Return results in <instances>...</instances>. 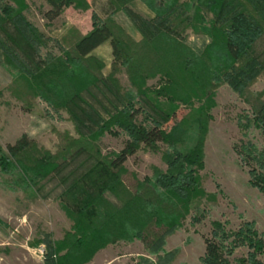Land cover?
Here are the masks:
<instances>
[{"label": "trees", "instance_id": "1", "mask_svg": "<svg viewBox=\"0 0 264 264\" xmlns=\"http://www.w3.org/2000/svg\"><path fill=\"white\" fill-rule=\"evenodd\" d=\"M135 1L109 3L118 12ZM142 1L154 16L147 20L152 28L146 26L136 40L112 15L105 20L94 15L93 28L86 33L53 38L24 15L19 8L24 0H0V49L4 62L15 71L11 92L27 110L40 99L56 112L66 111L77 131L74 135L56 130L54 151L22 134L7 148L0 147L1 171L17 175L24 187L31 188L52 175L62 176L66 163L77 154L90 161L74 181L63 180L56 201L72 225L53 244L48 264H86L109 245L135 240L148 245L153 239L157 243L180 227L204 196L199 170L204 167L218 88L227 83L246 96L264 75V47L258 50L264 38V0ZM47 2L50 9L44 17L50 21L66 7H90L89 0ZM188 29L206 35L209 42L202 49L189 44ZM106 42L113 55L108 76L105 62L94 53ZM123 70L132 89L124 88L117 77ZM157 77L158 84L149 86L148 80ZM105 81L121 106L104 117L79 101L87 105L84 93ZM248 101L264 124V99ZM182 107L188 112L168 127ZM108 134L124 136L121 150L103 152L101 139ZM140 150L162 152L169 171L141 179L126 166ZM251 151L240 152L252 165L251 183L264 193V150ZM201 264L232 263L219 242L207 239Z\"/></svg>", "mask_w": 264, "mask_h": 264}, {"label": "rangeland", "instance_id": "2", "mask_svg": "<svg viewBox=\"0 0 264 264\" xmlns=\"http://www.w3.org/2000/svg\"><path fill=\"white\" fill-rule=\"evenodd\" d=\"M24 2L19 6L24 15L43 33L58 39L75 31L88 32L93 28L94 15L103 20L112 15L134 39L140 40L141 32L147 31L145 27L152 28L147 20L154 16L142 0L131 2L118 12H114L109 0H89V9L72 5L50 21L44 17V12L50 9L47 0ZM7 25L10 26L9 23ZM186 35L188 43L198 49L209 42L206 35L191 29L186 31ZM2 36L5 37L4 34ZM263 47L264 38L258 44V50ZM94 53L105 62L104 74L108 76L113 61L110 42L99 46ZM125 72L123 70L117 77L124 88L132 89ZM14 73V69L4 62L0 49V147L7 148L27 133L40 145L54 151L58 142L56 130L77 134L75 123L66 111L56 112L40 99H36L31 110L25 109L23 101L9 88ZM158 82V77L149 79L148 85L156 86ZM113 90L108 81L102 82L84 93L83 100L87 105L83 101L79 103L105 117L121 106ZM249 92L241 96L227 83L218 88L217 105L211 110L212 120L205 143L204 167L199 170L204 196L195 202L182 225L157 243L153 239L148 245L143 240L109 245L86 264H201L206 255L207 239L219 242L232 264H237V260L242 258L247 260V264H264V193L251 183L252 165L240 152L251 148V152L256 154L264 150V124L256 117L248 101L264 99V95L259 96L264 93V75L258 78ZM188 110L182 107L168 127L179 121ZM123 141L124 136L108 134L101 139L102 150L104 153L119 151ZM89 163L87 155L77 154L66 163L64 178L52 175L31 188L24 187L17 175L2 172L0 166V264H48L53 244L61 240L72 225L56 201L63 189V180L66 179L67 183L74 181ZM126 166L137 172L141 179L152 178L159 171L167 173L170 169L162 152L145 150L130 156ZM196 216L200 217L199 221H196ZM239 240L245 243L235 246L234 242ZM41 245L44 247L43 255L35 251Z\"/></svg>", "mask_w": 264, "mask_h": 264}, {"label": "built area", "instance_id": "3", "mask_svg": "<svg viewBox=\"0 0 264 264\" xmlns=\"http://www.w3.org/2000/svg\"><path fill=\"white\" fill-rule=\"evenodd\" d=\"M36 252H39V253H41L42 255L44 254V247H43V245H41V246H39L38 248H36V250H35Z\"/></svg>", "mask_w": 264, "mask_h": 264}]
</instances>
